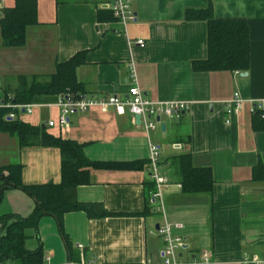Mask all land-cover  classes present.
I'll list each match as a JSON object with an SVG mask.
<instances>
[{
	"label": "crops",
	"instance_id": "crops-1",
	"mask_svg": "<svg viewBox=\"0 0 264 264\" xmlns=\"http://www.w3.org/2000/svg\"><path fill=\"white\" fill-rule=\"evenodd\" d=\"M16 1L0 0V19ZM109 3L37 0L38 25L29 27L26 45L4 48L0 38V63L2 59L9 66L15 79L11 86L2 83L0 99L19 87V77L45 81L57 65L84 54L85 63L76 68L77 94L125 101L136 83L154 102L190 104L180 118L156 121L158 128L149 134L169 183L163 189L165 213L152 202L151 213L143 215L152 187L150 142L136 118L128 111L117 115L111 109L92 108L71 117L67 126L49 127L60 119L59 109L48 106L56 98L40 103L44 107L31 115L19 112L17 119L45 129L55 139L82 145L88 161L100 167L86 170V182L78 185L75 199L117 216L90 219L80 210L61 220L44 216L36 230L27 232V247L41 246L51 264L79 263L83 258L95 264H163L165 243L156 232L167 221L184 226L174 232L186 243L179 252L183 264L264 259V128L259 129L251 113L252 103L264 101V0L212 1L216 19L247 21L249 68L233 73L197 72L193 66L208 57L207 23L187 22L185 17L189 10L206 9L208 0H134L136 20L126 28L102 14H111ZM139 40L146 42L145 48L134 44ZM235 93L245 103L241 111L228 114L226 105ZM0 152V169L21 165L25 186L62 181L57 148H21L15 138L0 133ZM181 156H190L196 168L211 170V194L184 193ZM36 206L26 191L12 188L4 194L0 215L28 217Z\"/></svg>",
	"mask_w": 264,
	"mask_h": 264
},
{
	"label": "trees",
	"instance_id": "trees-1",
	"mask_svg": "<svg viewBox=\"0 0 264 264\" xmlns=\"http://www.w3.org/2000/svg\"><path fill=\"white\" fill-rule=\"evenodd\" d=\"M212 1L202 10H189L185 20L188 22L207 23V59L193 64L197 72H246L249 68V31L247 21L219 20L214 16ZM0 19V38L4 48L15 49L26 45L29 27L38 25L37 0H17L13 9L3 11ZM107 20H113L112 14L103 12ZM85 63V55L78 54L72 60L59 64L56 73L45 81L36 76L19 77L16 90L6 91L4 100L23 105L40 104L55 101L62 94H77L80 91L76 83V68ZM9 110L0 109V133L15 138L21 148L32 146L54 147L62 157V181L59 185L25 186L21 182V165H10L0 169V205L7 190L22 188L37 202L33 213L28 217L5 215L0 217V264H43L42 247L30 250L26 241L27 232L36 230L40 220L47 215H54L61 220L66 213L83 211L90 219L117 216L105 212L101 206L89 207L75 199L74 192L86 179L87 169L100 167L84 156L82 145L77 142L55 139L45 129L26 125L19 119L8 120ZM16 114L18 113L15 112ZM254 122L259 129L264 128V120L258 115ZM180 183L184 193L211 194L214 182L211 170L196 168L190 156H181L178 160ZM263 169V167H261ZM84 178V179H83ZM86 182V181H84ZM147 191V209L143 215H149L152 207L151 195L156 189Z\"/></svg>",
	"mask_w": 264,
	"mask_h": 264
},
{
	"label": "built area",
	"instance_id": "built-area-1",
	"mask_svg": "<svg viewBox=\"0 0 264 264\" xmlns=\"http://www.w3.org/2000/svg\"><path fill=\"white\" fill-rule=\"evenodd\" d=\"M134 0H110L108 5V11L111 12L114 21L123 27H127L128 24L136 20V13L132 10V2ZM135 45L143 49L146 46V42L143 40L135 41ZM133 68V67H132ZM133 81H135V70L132 71ZM245 101L241 95L235 93L233 99L227 103L228 114L239 112L243 108ZM48 106H55L59 109L60 119L58 123L49 122V127H54L56 124L59 127H64L69 124L70 118L76 114L88 113L92 108H99L101 110L111 109L116 112L117 115H124L126 111L130 112L134 118L140 117V126L143 127L144 132L149 140L150 148V171L151 179L156 185L155 191L152 193V202L159 204L161 212H164V198L163 189L168 183V179L160 169L159 165V150L156 144H154L149 134L158 128L159 123L156 119H176L180 118L184 113L189 112L190 104L185 102H154L144 97L143 92L136 83H133L128 90L127 100L123 101L118 97L99 98L92 95L83 94H62L59 95L55 104H49ZM44 107L41 104L23 105L12 102L11 98L8 100L0 99V109L9 110L8 120H17L18 113L22 112L26 115H31L36 108ZM18 113L16 114L15 112ZM251 113L258 115V117L264 119V101L251 104ZM182 225H171L169 222L159 226L157 235L160 236L164 243V249L161 251L160 256L163 264H183L179 255V252L185 248V240L181 235H175V231L182 230ZM77 249L83 250L81 245H78ZM43 264H51L50 259L43 258ZM147 262L145 264H149ZM69 264H95L92 261H86L84 258L79 263L70 262ZM242 264H264V259H258L256 257H245Z\"/></svg>",
	"mask_w": 264,
	"mask_h": 264
},
{
	"label": "rangeland",
	"instance_id": "rangeland-1",
	"mask_svg": "<svg viewBox=\"0 0 264 264\" xmlns=\"http://www.w3.org/2000/svg\"><path fill=\"white\" fill-rule=\"evenodd\" d=\"M5 65L6 64H4L2 62V59H1L0 67H2V70L0 72V95H2L4 93L2 86H1L2 83H4L7 86H11L15 82V79L9 75V72H8L9 66L6 65V67H5ZM3 155H4V153L3 154L1 153V156H3ZM0 211H1V209H0ZM0 217H1V215H0Z\"/></svg>",
	"mask_w": 264,
	"mask_h": 264
},
{
	"label": "water",
	"instance_id": "water-1",
	"mask_svg": "<svg viewBox=\"0 0 264 264\" xmlns=\"http://www.w3.org/2000/svg\"><path fill=\"white\" fill-rule=\"evenodd\" d=\"M156 121L159 122L160 119L157 118ZM136 123H137V124H140V117H139V116H136ZM161 125H162V129L165 130L166 125H165L164 123H162ZM158 228H159V227H158Z\"/></svg>",
	"mask_w": 264,
	"mask_h": 264
}]
</instances>
